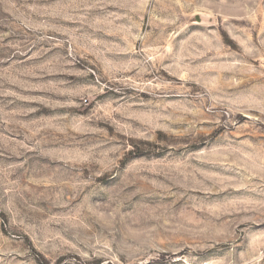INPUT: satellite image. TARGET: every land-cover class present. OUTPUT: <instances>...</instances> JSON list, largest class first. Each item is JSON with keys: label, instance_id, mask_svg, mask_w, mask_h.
<instances>
[{"label": "rangeland", "instance_id": "rangeland-1", "mask_svg": "<svg viewBox=\"0 0 264 264\" xmlns=\"http://www.w3.org/2000/svg\"><path fill=\"white\" fill-rule=\"evenodd\" d=\"M0 264H264V0H0Z\"/></svg>", "mask_w": 264, "mask_h": 264}]
</instances>
